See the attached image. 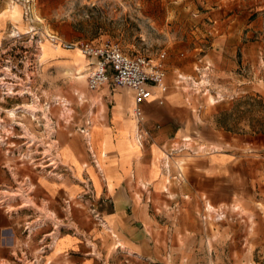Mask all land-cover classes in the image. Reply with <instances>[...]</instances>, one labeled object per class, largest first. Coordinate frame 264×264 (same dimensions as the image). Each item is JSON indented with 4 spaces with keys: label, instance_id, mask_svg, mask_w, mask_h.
I'll return each instance as SVG.
<instances>
[{
    "label": "crops",
    "instance_id": "1",
    "mask_svg": "<svg viewBox=\"0 0 264 264\" xmlns=\"http://www.w3.org/2000/svg\"><path fill=\"white\" fill-rule=\"evenodd\" d=\"M68 58L48 61L72 68ZM172 76L166 93L153 88L142 103V121L127 87L83 92L104 100L87 149L61 136L51 158L18 171L14 153L0 148V264H174L169 243L187 197L250 211L231 212L213 231L204 223L198 233H264V136L218 128L169 86ZM192 140L199 150L184 145ZM178 233L192 232L180 225Z\"/></svg>",
    "mask_w": 264,
    "mask_h": 264
},
{
    "label": "rangeland",
    "instance_id": "2",
    "mask_svg": "<svg viewBox=\"0 0 264 264\" xmlns=\"http://www.w3.org/2000/svg\"><path fill=\"white\" fill-rule=\"evenodd\" d=\"M31 3L40 19V32L52 33L53 29L68 40L92 43L109 39L130 56L156 59L165 53L161 60L166 76L173 75L169 86L185 91L206 120L234 134L264 129V0ZM3 8L0 24L6 18L10 22L0 30V148L14 153L18 171L35 157L47 154L51 158L61 136L77 138L87 149L95 129L91 119L104 103L102 98L90 99L83 94L93 92L87 87L88 60L43 41L34 51L36 71L29 73L27 60L33 46L25 33L28 27L21 5L16 0H0V11ZM13 31L19 32L18 37L10 36ZM61 53L69 55L72 68L59 59L48 61ZM12 65L20 71L15 75L19 80L14 81L23 88L8 95L5 87L10 83L7 74L14 75ZM25 75H31L30 88L28 93H21L27 84ZM80 75L82 79H78ZM32 102L39 106L35 117L24 110ZM13 109L15 114L10 116L8 110ZM184 145L193 151L200 146L194 140ZM205 149L209 147L202 151ZM182 199L186 205L176 211L174 239L169 243L174 264H264V233H198L204 223L211 231L218 229L233 213V207L223 208L227 217L216 220L220 208L210 204L208 209L209 203L198 197ZM236 207L233 214H250L242 206ZM205 213L210 220L204 222L201 216ZM45 214L49 216L47 211ZM180 225L192 233H184V237L178 233Z\"/></svg>",
    "mask_w": 264,
    "mask_h": 264
},
{
    "label": "built area",
    "instance_id": "3",
    "mask_svg": "<svg viewBox=\"0 0 264 264\" xmlns=\"http://www.w3.org/2000/svg\"><path fill=\"white\" fill-rule=\"evenodd\" d=\"M16 1L21 5L22 18L28 27L25 33L29 34L28 42H31L30 46H33L32 53L27 60L29 63L26 68L29 73L36 71V64H33V62L37 61V55L34 53L35 49H39L41 42L47 41L53 46H59L66 50H78L84 57L88 58V89L96 90L106 83L131 89L134 93L133 114L138 121H142L141 105L151 96L152 89L157 88L163 94L168 91L166 71L161 60L165 53H161L156 59L142 55L130 56L121 50L117 42L109 39H105L100 43L83 40L65 41L56 33L44 34V32H40L42 29L38 25L40 19L34 15L31 0ZM18 33V31H13L10 36L16 38ZM10 70L13 71L14 75L7 74L10 83L5 88L8 95H13L19 92V87L23 88V86L18 81H14L19 80V78H15L16 73L20 72L19 70L17 71V66L12 65ZM25 79L27 84L21 93H28L27 89L30 88L29 80L31 75H25ZM162 100V97H160L159 102H162ZM177 177L181 178L180 169ZM205 210L210 212L206 207ZM216 211V220L225 218V212L222 209ZM201 218L204 222L210 220L206 213Z\"/></svg>",
    "mask_w": 264,
    "mask_h": 264
},
{
    "label": "bare ground",
    "instance_id": "4",
    "mask_svg": "<svg viewBox=\"0 0 264 264\" xmlns=\"http://www.w3.org/2000/svg\"><path fill=\"white\" fill-rule=\"evenodd\" d=\"M53 46V45H52ZM54 48H56V49H63V48H61V47H59V46H53ZM64 50V49H63ZM68 52H74L76 55H79V56H81V57H83V58H85L78 50H70V51H68ZM79 64V63H78ZM77 71L79 70V69H76ZM79 78H83V76H78V79ZM38 108H39V106H38V104H36L35 102H32L31 104H27V105H25L24 106V110H26L30 115H32L33 117H35V112L38 110ZM8 113H9V115L10 116H14V114H15V110L13 109V110H8ZM47 116V115H46ZM87 135V137H88V139H89V133H87L86 134ZM209 208H212V206H210V205H208V209Z\"/></svg>",
    "mask_w": 264,
    "mask_h": 264
},
{
    "label": "trees",
    "instance_id": "5",
    "mask_svg": "<svg viewBox=\"0 0 264 264\" xmlns=\"http://www.w3.org/2000/svg\"><path fill=\"white\" fill-rule=\"evenodd\" d=\"M253 100H255V99H253ZM253 133L262 134L264 136V129H260V130H257V131H253Z\"/></svg>",
    "mask_w": 264,
    "mask_h": 264
}]
</instances>
